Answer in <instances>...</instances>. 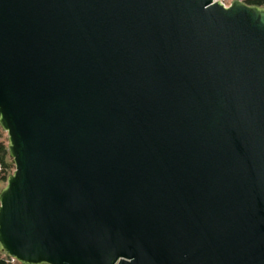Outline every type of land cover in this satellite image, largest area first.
<instances>
[{
	"label": "water",
	"instance_id": "95a60500",
	"mask_svg": "<svg viewBox=\"0 0 264 264\" xmlns=\"http://www.w3.org/2000/svg\"><path fill=\"white\" fill-rule=\"evenodd\" d=\"M24 264H264V7L0 0Z\"/></svg>",
	"mask_w": 264,
	"mask_h": 264
},
{
	"label": "trees",
	"instance_id": "16d2710c",
	"mask_svg": "<svg viewBox=\"0 0 264 264\" xmlns=\"http://www.w3.org/2000/svg\"><path fill=\"white\" fill-rule=\"evenodd\" d=\"M249 5L263 6L264 0H244ZM3 133V128L0 124V136ZM14 166L13 158L9 154L8 146L3 142H0V175L1 180L7 181L8 176L13 173L12 168ZM0 264H9L7 256L0 251Z\"/></svg>",
	"mask_w": 264,
	"mask_h": 264
},
{
	"label": "rangeland",
	"instance_id": "374dc122",
	"mask_svg": "<svg viewBox=\"0 0 264 264\" xmlns=\"http://www.w3.org/2000/svg\"><path fill=\"white\" fill-rule=\"evenodd\" d=\"M220 2L226 4V5H229L233 0H219ZM244 1V0H242ZM0 142H3L4 144H6L8 146L9 144V135H8V132L3 130V133L2 135L0 136ZM15 170V164L12 168V171ZM7 184V181H3L1 180V175H0V191L6 186ZM16 264H24V263H21L19 261L16 262Z\"/></svg>",
	"mask_w": 264,
	"mask_h": 264
},
{
	"label": "built area",
	"instance_id": "2783aa9c",
	"mask_svg": "<svg viewBox=\"0 0 264 264\" xmlns=\"http://www.w3.org/2000/svg\"><path fill=\"white\" fill-rule=\"evenodd\" d=\"M226 5V4H225ZM7 256V255H6ZM7 261L9 264H16L17 260L12 258V257H9L7 256Z\"/></svg>",
	"mask_w": 264,
	"mask_h": 264
}]
</instances>
